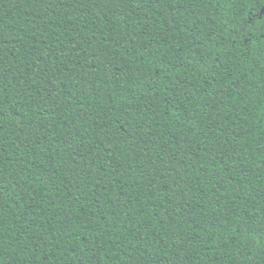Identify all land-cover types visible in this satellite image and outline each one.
Instances as JSON below:
<instances>
[{"label": "trees", "instance_id": "trees-1", "mask_svg": "<svg viewBox=\"0 0 264 264\" xmlns=\"http://www.w3.org/2000/svg\"><path fill=\"white\" fill-rule=\"evenodd\" d=\"M0 264H264V0H0Z\"/></svg>", "mask_w": 264, "mask_h": 264}]
</instances>
